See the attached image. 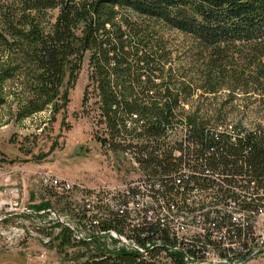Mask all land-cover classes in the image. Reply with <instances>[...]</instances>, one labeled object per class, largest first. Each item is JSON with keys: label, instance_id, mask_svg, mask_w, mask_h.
I'll return each mask as SVG.
<instances>
[{"label": "trees", "instance_id": "16d2710c", "mask_svg": "<svg viewBox=\"0 0 264 264\" xmlns=\"http://www.w3.org/2000/svg\"><path fill=\"white\" fill-rule=\"evenodd\" d=\"M54 9L58 15L51 31L46 32L40 25V13ZM122 10L191 37L202 53L210 50L213 54L212 66L203 77L197 73L187 76L182 67L168 66L169 61L157 54L155 46L138 56L125 37L142 36L149 41L153 35L138 21L128 22V16L124 27L118 24ZM0 42L33 50L36 70L32 96L19 110L25 117L48 107L54 113L64 110L69 103L66 88L75 81L84 53L91 52L86 88L93 84L114 143L121 132L158 133L162 127L175 124L191 126L196 140L203 142L205 127L235 125L242 129V117L260 120L257 110L264 109V0H0ZM236 55L238 61H245L233 71L241 63L236 62ZM230 80L240 85V96L229 91L219 98L221 91H228L224 85ZM196 90L203 94L186 112L187 99ZM133 115L137 119L129 121ZM223 145L222 150L208 156L209 165L217 169L218 161L227 174H251L264 182L263 137L223 140ZM49 208V202L34 206L38 211ZM70 234L62 227L54 242L60 249L73 244L85 250L74 257L73 264H187L179 255L164 256V261L133 250L111 252L99 244L96 254L86 256L89 244H71Z\"/></svg>", "mask_w": 264, "mask_h": 264}, {"label": "built area", "instance_id": "2783aa9c", "mask_svg": "<svg viewBox=\"0 0 264 264\" xmlns=\"http://www.w3.org/2000/svg\"><path fill=\"white\" fill-rule=\"evenodd\" d=\"M133 119L137 116L129 121ZM192 129L175 124L158 133L121 132L109 144L115 163L120 159L127 169V178L119 184L86 186L44 173L40 176L44 189L66 199L77 193L80 206L74 220L66 217L70 221L52 209L41 212L51 215L54 226L67 227L73 243H102L111 252L179 255L187 264L257 260L264 256V182L251 174H227L218 161L214 169L208 156L224 148L223 140L264 138V129L205 127L203 142L196 140ZM13 192L17 196V190ZM5 205L10 208L16 202ZM45 255L42 252L41 259Z\"/></svg>", "mask_w": 264, "mask_h": 264}, {"label": "rangeland", "instance_id": "374dc122", "mask_svg": "<svg viewBox=\"0 0 264 264\" xmlns=\"http://www.w3.org/2000/svg\"><path fill=\"white\" fill-rule=\"evenodd\" d=\"M72 1L80 3L81 0ZM57 15L58 9L40 13V25L44 31H51ZM126 16L128 22L131 19L138 21L153 35L149 41L142 36L136 39L125 37L135 46L138 56H143L155 46L157 54H163L166 57L164 61H169L168 66L182 67L187 76L197 73L203 77L207 67L212 66L213 54L210 50L202 53L203 49L191 37L161 22L140 18L130 11L122 10L117 23L124 27ZM145 42L146 47L143 46ZM32 51L26 45L8 46L0 42V264H73L74 257L85 254V250L73 245L72 239V245L60 249L54 237L61 232L62 226H54L51 215L47 211L34 210V206L49 202V209L70 221L79 212L80 195L74 193L70 199L58 198L41 186L40 176L49 173L86 186L110 185L122 183L127 178L124 173L127 169L115 163L116 156L109 148L114 141L105 125L93 84L86 88L91 71V52L84 53L75 81L69 87L64 84L63 89L67 87L69 99L64 110L54 113L52 107H48L43 112L20 116L19 110L32 96L30 89L36 70ZM234 58L241 62L237 55ZM244 61L233 71L239 70ZM232 81L224 85L228 91H221L219 98L227 96L229 91L240 96V85ZM202 94L196 90L187 99L186 112H190ZM257 111L260 120L242 117V129L250 132L259 126L264 129V109ZM252 122H257V125ZM13 190H17V196ZM9 202H16V206L9 208L5 205ZM98 244H89L90 251L86 256L96 254ZM42 252H46L44 262ZM159 259L165 261L164 256ZM248 264H264V256Z\"/></svg>", "mask_w": 264, "mask_h": 264}, {"label": "water", "instance_id": "95a60500", "mask_svg": "<svg viewBox=\"0 0 264 264\" xmlns=\"http://www.w3.org/2000/svg\"><path fill=\"white\" fill-rule=\"evenodd\" d=\"M118 164L122 165V161L120 159H118Z\"/></svg>", "mask_w": 264, "mask_h": 264}, {"label": "crops", "instance_id": "0c3cea01", "mask_svg": "<svg viewBox=\"0 0 264 264\" xmlns=\"http://www.w3.org/2000/svg\"><path fill=\"white\" fill-rule=\"evenodd\" d=\"M29 264V263H28Z\"/></svg>", "mask_w": 264, "mask_h": 264}]
</instances>
